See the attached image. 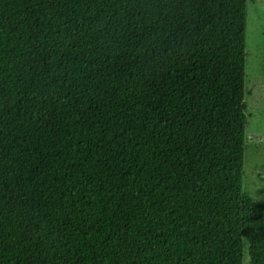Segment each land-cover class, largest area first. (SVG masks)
Wrapping results in <instances>:
<instances>
[{"label": "trees", "instance_id": "obj_1", "mask_svg": "<svg viewBox=\"0 0 264 264\" xmlns=\"http://www.w3.org/2000/svg\"><path fill=\"white\" fill-rule=\"evenodd\" d=\"M248 1L0 0V264L264 263Z\"/></svg>", "mask_w": 264, "mask_h": 264}, {"label": "rangeland", "instance_id": "obj_2", "mask_svg": "<svg viewBox=\"0 0 264 264\" xmlns=\"http://www.w3.org/2000/svg\"><path fill=\"white\" fill-rule=\"evenodd\" d=\"M245 131L243 191L264 202V0L248 1L246 27ZM245 242L243 264L253 263ZM264 264V263H262Z\"/></svg>", "mask_w": 264, "mask_h": 264}, {"label": "snow or ice", "instance_id": "obj_3", "mask_svg": "<svg viewBox=\"0 0 264 264\" xmlns=\"http://www.w3.org/2000/svg\"><path fill=\"white\" fill-rule=\"evenodd\" d=\"M241 3H243V0H241Z\"/></svg>", "mask_w": 264, "mask_h": 264}]
</instances>
